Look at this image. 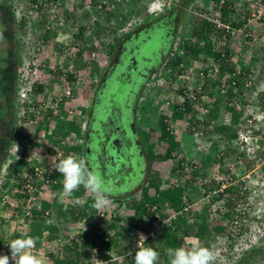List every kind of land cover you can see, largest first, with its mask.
Returning a JSON list of instances; mask_svg holds the SVG:
<instances>
[{"label": "rangeland", "instance_id": "374dc122", "mask_svg": "<svg viewBox=\"0 0 264 264\" xmlns=\"http://www.w3.org/2000/svg\"><path fill=\"white\" fill-rule=\"evenodd\" d=\"M43 1L44 0H42V2ZM88 1L89 0H85V6L88 4ZM187 1L189 2V5L186 9H182V13L179 16V18H183L184 21L181 23V28L178 34L179 36H183L182 38L189 40L192 38L193 28L198 19H207V17H212L213 20L217 21V17H219L218 15H209L202 12L200 13L199 10L201 6H209L212 3V0H125V2L119 3L121 5L123 4L122 7L127 13V16L125 15L126 17L123 18V16L117 15V17L115 18L116 21L113 24L117 28L119 34H122V32L126 30H132L136 27H146L151 23H154V20L156 18H160L161 16L164 17V10H170L174 6L177 8H181V6H183V4ZM236 1L242 2V7L236 9V13L233 14L232 19H242V15H244L246 11L249 10L251 12L249 13L250 16L247 17V22L242 27H240L241 30L237 29L234 31L235 41L232 42L231 47L235 44L237 45V48L233 49L232 57L228 60V63L233 64L236 67L242 65V67H246L247 70L250 69L248 72L249 74H252V84L249 86V88H247V92L242 95V98L240 99V102H238L236 107L242 110L244 114L259 117L261 113L259 112V110H257V108H259V105L262 106V102L264 103V2L262 3L260 2V0ZM77 2V0H51V3H49L50 6L45 8L43 18L40 17V20L37 19L39 23L36 21L37 26H34L37 31H41L42 27H44V32L47 28H51L52 32L50 34V37L54 39V41L64 44L67 43V45H71V47L66 46L67 49H64L62 46L58 49L56 48V46L48 45L41 41L38 46L33 49L34 51L32 53H35L34 56L32 55V58L26 60L25 64L27 66V62L29 61L30 65L33 68L36 67V70H33L32 72L36 71L37 73L30 74V80H32L33 78L36 81L38 79H43L47 84L45 86L46 90L54 87L57 88V86L59 85L62 86L63 75L54 74L56 75V77H53V80H51L49 77V72H51L50 70L53 69L54 71H56L58 64H60V67L63 69L64 60L68 61V64L74 62L78 67V71H80L81 75H89V77L91 76L90 73L94 72V68L98 63L99 72L97 74L95 73V78L90 77V79H88L87 77L83 79V85L81 84V86H79L75 82L76 95L82 97L84 96V89L86 85H89L92 82H95L96 85L100 81V79H102V76L106 70V66L111 61L113 54H107V51L110 52L108 45H101L98 46V49L95 50L84 49L83 52H85L86 61L80 60L78 54L79 50L75 47V45L77 43H81L82 45H84L85 41L82 40V42H79L76 39L72 24L67 22L64 23L62 16L63 14L61 13L60 15V12L66 10L67 8L68 13L72 12L73 4H77ZM44 3L46 2L44 1ZM94 6V3L91 4V10L96 11L94 9ZM86 10L89 9L86 8ZM17 11L19 12L20 9ZM80 14L81 13L79 11H75L76 17L79 18ZM102 18H105V16H102ZM14 22L15 21L13 20L12 16H10L7 7L6 9H4L0 5V214L8 220V223L5 227L7 239L5 243L0 242V254H8L7 252H3V248L5 246L9 247V245L7 244L11 239L16 238V233L18 231L24 232L27 229H31L34 222L33 216L26 217L23 212L24 209L28 208V205L27 202L24 201L22 197H20L22 193L15 195V188L18 184H20L21 186L24 177L23 180H20L16 177H8L10 163L18 157V152H22V154L26 153V167L29 168V170L26 171L30 173L33 166H35V164H38V162L41 160L40 158H44L42 156L49 154L55 159V157L57 156L56 151L63 147L65 149L63 150L64 156L72 155L77 158H82V156L84 155V148L82 146V156L71 153L70 148H74L77 141H79V143L83 145L84 134L86 130L85 125L84 129L82 128L83 136H80L73 130H71L69 124L60 123V121H57L56 119L54 120V118L52 119L54 121H57V123H52L44 117V119H42L43 121H39V123L36 122L35 124H33L35 120L31 122L32 118H29L25 121L28 124L33 125V127L31 128L32 134L34 133L33 143L27 142L28 133H26L25 130L21 132L23 138L20 144H18V139L14 140L15 134L17 133L15 127L16 120H22L21 118V120L18 118V104H16L20 101L18 84L19 80L21 79V72H26L25 69H21L22 66H15L14 62L16 56L13 54V52L10 51V48L11 50H14V48L10 47L9 42H11V40L9 41V38L11 37L8 36L13 32L10 27ZM42 22H44L43 26ZM76 23L77 22H75V24ZM242 32L244 33L243 35H241ZM128 35L129 33L120 35V41L117 43L113 42L114 50L112 52L118 50L120 44L127 38ZM218 35V32L212 34V43H214L213 37ZM146 36L148 35H145V33L144 35L142 34V37ZM247 36L252 37V41H249L251 42L249 43L250 48H246L244 46V42H246ZM170 42V38L167 37V34L166 38H164L163 35L162 37H154V41H152L146 47V49H143L144 51H142V55L139 56V58L141 59V66L143 67L148 63L149 66L151 65L152 67H159L162 61V57L159 55V49L161 48V46L169 49L171 46ZM215 46L217 49H221V47H223L224 45L222 42L218 41ZM156 51L158 52L155 53ZM93 53H98L99 58L92 57ZM173 54H175V47H172L170 56L166 59L170 60V57L172 58ZM143 57L146 58V61H143ZM191 57L193 56L191 55ZM193 58L195 60V65L199 64L200 66H204V63L207 62V60L205 59V54H203L199 59L195 57ZM209 58L211 59L212 57ZM255 58L258 59L255 60ZM11 62H13V64L10 67ZM125 63V66H123V68L119 71V73H117V75H121L120 72H130V64L127 62ZM165 65L166 62L164 61L162 66L160 67L161 70L158 74H155L156 76H153V79L159 75L166 74L169 77L167 84L170 85L172 76H170V73L168 71L169 68H166ZM7 66H9L10 68V72L8 71V75L10 77L12 76L13 71H16V80L14 82L15 84L10 83L9 80L6 79V73L4 69ZM164 67L166 69H163ZM131 72H135V69H133ZM123 75L125 76L127 74L123 73ZM141 81L142 83H144L145 80L143 79ZM151 81L149 82L151 90L149 89V87H147V89H145L144 91V107L146 116L143 118L145 120L142 121L141 126H143V128L148 131L147 134L151 129H155L157 134H161L162 119L165 118V121L166 118H168V121L166 122H169L173 135H175L176 140L180 143L177 151L173 152L175 159L173 161L162 162L156 165V167L150 161V165L147 168L145 177L143 178L142 182L138 184L141 181L138 180L137 184L135 183L133 185L134 188L130 191L129 195L121 198L118 197V199L116 198V196L107 195L106 203L100 206H97L96 204L88 210H85L84 208L85 201L88 200L87 196L83 195L76 201L71 199L70 197H65L62 200L58 197V193H61L62 191L63 176L59 172H55L54 177L56 180H59L60 183H51L48 187L39 188L43 193V199L41 198L42 201H49L52 208L47 210L49 212V215H46L47 211L44 212V221H35V223H37L36 226L42 228L45 238H35L36 243L34 251L44 259L45 264H53L51 254H56L59 252V250L62 251L64 249L63 245L67 242L65 236L59 235H57V237L52 240L53 242H48L49 239L47 237L50 232L48 230L49 226L58 224L62 228V231H70V234L72 235H76L80 230H88L90 228H98L99 230L114 234L117 238V243L115 244L111 252L112 258L114 260L113 263L117 262V264H133L134 255L137 249L139 247L150 246L158 252V263L168 264V251L166 250L167 248L165 247V245L163 246L162 244L163 240H161L162 243H158V241H155L158 232L167 227H171L175 230V228L177 227L176 222L180 217L186 218L188 220V224L193 225V223L196 221V218L193 214L202 213L209 218L220 216L219 212H222L223 210L225 211L226 201L223 197L217 198V196L219 197V195L221 194L219 193L220 189L224 187L222 186L221 181L225 180L224 178H226L229 174L225 173L223 168L230 166V168H232L230 169V171L232 172H234L238 168H241L243 171L242 177L248 176L249 174V178L251 180L250 183H246L245 187L243 179H240L239 185L240 188L242 187V191L244 193H239V191L237 190H234L233 192L237 194V197L235 198V195H233V198L235 199L234 204L232 205L234 208L233 213L231 215V218L225 220L227 232L230 231V234L228 233V235L225 234L222 236L216 235L214 237L208 236L207 238L204 237L206 232L201 236L198 233V230L192 229L190 234L185 237L183 246L189 247L193 245H200L202 242L208 243V248L212 250L214 256L216 257L214 264H264L263 164H261L259 160H243L242 162H238V160L234 158L233 154L231 155V157H229V154L226 153V157L220 158V162H212L209 164V166L205 167V160H207L209 157L208 156L206 158L207 154L210 153L211 157L218 158V155L221 154L219 150L225 151L226 144L223 141L211 138V135L215 134H212V132H210L208 134L209 136L207 137L206 134L204 136H201L199 131H197L198 129L194 133L188 132L186 129L188 127L186 126L189 125V119H183L184 121H180L178 123L179 118H174L171 116L172 110L174 112V109L172 107L174 99L178 93L173 89L171 85L160 88L156 87V85ZM95 85L93 88H91V90H89V97L86 98L84 96L85 98L82 97L84 101H81V99H79L77 102H81H76L77 108L80 109L81 103L82 105L83 103L85 104L87 109L85 115L87 119L91 111L90 104L92 95L94 94ZM24 86L26 88H29L30 85L24 84ZM128 89L129 88L126 89V87L112 82L109 83L106 93L110 91L111 93L118 94L122 90V92H125ZM154 89L156 91H154ZM216 89L217 88L213 86L210 87V90H212L210 91V94L214 98V105L216 104L218 98H222L223 100L226 99L225 96H223L222 93L216 91ZM15 91L18 92L16 95V99L13 100L12 98H15ZM154 92H157V95L154 94ZM105 98L106 97H104V100ZM261 109L264 108L262 107ZM37 120H40V117ZM261 126L264 129V121L263 123H261ZM231 129H238V127H231ZM228 133L230 132L228 131ZM66 137H68L70 140L67 141ZM35 139H41V141L36 143ZM12 140L16 143H12ZM65 140L66 142L63 143V141ZM151 143L153 150H155L154 152H156L157 155L164 154L166 152L165 149L162 148V143L160 140L154 139ZM36 144H38L37 146L39 147L37 152H35L34 150ZM198 146H201V148H198ZM16 147H18V151L16 150ZM205 147L208 148L207 153L203 152V149ZM231 148H234V146H231ZM261 148L264 150V145ZM211 152H213L214 155H211ZM111 155L115 154L112 153ZM31 157L33 159L29 160L28 158ZM134 165H136V163ZM177 165H181V167L177 168L173 172L172 167H176ZM85 167L87 168L86 163ZM154 167L156 168V174L154 173ZM206 168L207 170H205ZM216 168H218V170H216ZM139 169L140 167L134 168L135 171H139ZM157 175H162V177L160 178L162 188H169L174 185L188 186V191L183 198V204L181 206L182 209L176 210L168 204L162 206L157 205V208H155V206L151 207V210L154 211V218L156 223L155 227L149 231L143 228L131 227L130 217L128 216H122L120 221L116 220V217L121 216V209L124 208L126 202L133 198H140L142 195V189L148 186L149 183L152 182ZM123 176L119 178L120 181L121 179L124 180L125 177ZM104 181L106 185L109 186L110 192L114 191L115 193V191L117 192V190L121 192L120 190H122V188L114 190L116 185L115 182L119 181H114V179H104ZM224 182L227 184V181ZM122 191H124V189ZM88 195L90 196V198H93L90 190H88ZM7 196H9V198ZM17 199L21 200V202L19 201V207H12L10 202L16 204L18 201ZM71 206L75 209V211L73 212L74 216L70 217L69 215L68 218L58 216V209L60 207H64V209H67L68 207V211H72ZM2 207H4V209ZM12 208H15L17 210L13 211ZM238 211L240 212L237 213ZM82 212H84V215L82 214ZM77 217L78 219L74 221V218ZM159 217H162L163 221L159 220ZM71 220L76 223L72 224L69 229H65L63 225L64 222ZM36 226L34 227V229H36ZM141 235H143L145 239ZM89 250L92 251V249ZM101 262L102 264H113L110 261L106 262V260L100 259V257H95V260L93 261L94 264H101ZM10 264H12V261H10Z\"/></svg>", "mask_w": 264, "mask_h": 264}, {"label": "trees", "instance_id": "16d2710c", "mask_svg": "<svg viewBox=\"0 0 264 264\" xmlns=\"http://www.w3.org/2000/svg\"><path fill=\"white\" fill-rule=\"evenodd\" d=\"M44 1L46 3H44ZM44 1L42 2V0H0L1 7L4 9H6L7 7L10 16H12L13 20L15 21L10 27L13 32L10 33L8 37H11L9 38V41L11 40V42H9V45L10 47H13L14 50H11L10 48V51L13 52V54L16 56L14 63L15 66L17 67L20 66L23 67V65L26 63V60L34 56L35 53H32L34 51L33 49L36 48L41 41L48 45L56 46V48L58 49L61 48L62 46L64 49H67L66 46L71 47V45H67V43L64 44L61 42L59 43L57 41H54V39L50 37V34L52 32L51 28H47L45 32L43 31L44 27H42L41 31H37L34 28V26H37V22H38L37 19L40 20V17L43 18L45 8L50 6L49 3H51V0H44ZM77 1H78L77 4H73L72 12L68 13L67 11L68 8H67L64 11H61L60 15L61 13L63 14L62 16L64 23L67 22L72 24L75 31L74 35L76 39L79 42H82V40L85 41L84 45H82L81 43H77L75 45V47L79 50L78 54L80 60L86 61L85 52H83L84 49L95 50L98 49L97 47L101 45L103 46L108 45L110 50L109 53H111L114 50L113 42L115 43L119 42L120 35H124L128 33L131 34V32H133L132 30H126L122 32V34H119L117 28L113 24L116 21L115 18L117 17V15L123 16V18L127 16V13L122 7L123 4L121 5L120 3H116L113 0H111L110 3L111 6L104 5V7H102L99 11H93V10H86L85 0H77ZM260 2L263 3L264 0H260ZM212 4L215 7V9L219 11L220 13L219 18L221 22L224 24H230L233 29H238L242 27L247 22V17L250 16L249 13L251 11L248 10L244 15H242V19H235V20L232 19L233 14L236 13V9L242 7V2H237L236 0H212ZM188 5L189 2L187 1L183 4V6H181V8H177L174 6L170 10L167 11L164 10L165 13L164 17L161 16L160 18H156L157 20L155 19V21L158 23L163 22L162 25L165 26V28L168 27L167 28L168 31H170V29L172 30L171 31L172 34L167 35L171 39L170 40L171 46L169 49H171L172 46L176 48V46L179 45L181 48L187 51L189 55H192L197 59L201 58L202 55L205 54L206 60L209 57L215 58L216 61L220 60L222 71L225 70H229L231 72L234 71L236 66L228 63V60L231 59L232 57L233 49L237 48V45L235 44L231 47L232 42L235 41L234 32L232 30L230 32H226V30L221 26L218 25L215 26L214 24L210 23L207 19L200 18L198 19V21L196 22L193 28L191 39L186 40L182 38L183 36H179L178 32L180 31L181 23L184 21L183 18L181 19L179 18V16L182 13V9L183 10L186 9ZM19 9L20 11L18 12L17 10ZM75 11H79L81 13L79 17L80 19L75 16ZM102 16H105V18H102ZM71 18H72V22H71ZM75 22L77 23L75 24ZM43 24L44 22H42V26ZM215 32L219 33L218 41L222 42L224 45L223 47H221V49L220 48L217 49L216 46L213 45L212 43V39H211L212 34ZM243 34L244 33L242 32L241 35ZM249 41H252V37L247 36L246 42H244V46L246 48H250L249 43L251 42ZM169 49H166L164 46H161V48L159 49V53L162 52L163 54H166L167 52H169ZM223 53H225V57L222 56ZM222 57L224 58V60ZM257 59L258 58H255V60ZM180 61L181 59L177 57V58H172L170 60L168 59L166 62L165 67L169 68L168 71L170 73V76H172L171 77L172 81L173 80L176 81L177 74H180L182 72V69H180L179 67ZM12 64L13 62H11L10 67L12 66ZM63 64H64L63 69L60 67V64H58L56 71H54V69L50 70L51 72H49V77L51 80H53V77H56V75L54 74L61 75L63 71L69 70L70 73L68 75V78L71 81L76 82L79 86H81L83 79L87 77L88 79H90V77L95 78V73L97 74L99 72L98 63L94 68V72L90 73L91 75L90 77L89 75H85V76L81 75L80 71H78V67L74 62L68 64V61L64 60ZM165 67L163 69H166ZM9 70H10L9 66L5 67L4 69L6 73L5 74L6 79L9 80L10 83H14L16 80L15 77L16 71H13L12 76L10 77L8 75ZM243 70H245V72H248L250 69L247 70L246 67H243ZM46 85L47 84L43 79L42 80L38 79L34 84L35 90L30 92V97L32 98L30 104L29 101L27 100L25 101V104L29 106H33L34 108L40 107L47 98L45 92ZM94 85L95 82L86 85L84 89V96L86 98L89 97V90H91V88H93ZM239 85L240 86L242 85L243 87V83L241 80L239 81ZM204 89L206 91L207 90L209 91L210 86L205 85ZM17 92L15 91L14 94L15 98L13 97L12 98L13 100L16 99ZM154 94L157 95V92L156 93L154 92ZM84 96L82 97L85 98ZM228 96H232V94L229 92ZM185 104L187 105V114H192L193 111L191 107V100L187 99V102ZM180 105H181V101L178 98V96H176L172 106L174 109V113L172 117L184 119L186 113L184 110L182 111ZM235 105L232 101H227V100H223L222 98H218L214 109H212L211 117L209 119L210 121L209 120L203 121L204 124H207L208 126L212 124V121H216V124L214 123V127L212 129V134L215 133L217 135V139L219 141H223L226 144L225 151L227 154H229V157H231L232 154L234 156L236 152V149L231 148V146L234 138L237 135L236 134L237 129L233 130L231 129V127H233V125L239 124L241 120L240 118L242 116L241 110ZM262 107L264 108L263 102H262ZM81 109L82 112L85 114L87 109L84 103L81 106ZM27 111L30 118L35 120L33 124H35L36 122L39 123V121L40 122L43 121L42 119H44V117L48 119V117H51L53 115L52 109H48L46 112L42 110L39 115L35 113V110L30 111V109L29 110L27 109ZM39 117L40 120H37ZM164 119H162L161 134H157L155 129H151L148 134H145L146 140L149 142H152V140L154 139L160 140L162 143V148L165 149L166 151L164 154H159V155L154 154L152 151L150 152L151 162L152 164H154L155 167L156 165L162 162L173 161L175 159L173 152L177 151V149L180 146V143L176 140L175 135H173L171 131L169 122H166V120L164 121ZM25 120L26 119H23V121L16 120L15 123L17 133L15 134L14 140L18 139V144H20L22 141L23 136L21 132L23 130H25L26 133H28L27 142L33 143L34 140V133L32 134L31 132V128L33 127V125L28 124ZM200 120H202L201 110L198 109L194 112V116L190 118L189 120L190 124L186 126L188 127L186 128L187 131L190 133L196 132V130L198 129V122ZM70 127L71 130H73L75 133H77L80 136H83V130L82 128H80L81 126L76 125V123H71ZM228 131L230 133H228ZM256 133L260 134L261 129L256 130ZM12 143H16V142L12 140ZM259 144H261L262 147L264 145V139H261ZM81 146H82L81 143L77 141L74 148H70V152L78 156H82L83 152ZM203 152L207 153L208 148L205 147L203 149ZM83 157L84 156H82V158ZM207 157L208 159L205 160L204 163L205 167L209 166V164L212 162L221 161L219 156L218 158H213L210 156V153L207 154L206 158ZM260 159L264 160L263 149L260 150ZM26 165H27V154L24 153L10 163L8 177H16L20 180H23L26 170L27 171L29 170V168H27ZM179 167H181V165L172 167V171L174 172ZM205 170H207V168ZM262 170L264 171V166ZM154 173L156 174V168ZM130 174H132L133 176L130 175L129 178L131 179L132 177L134 178L132 180V186L135 183L137 184L138 180L140 181L142 179L138 176V173H135L132 170ZM161 177L162 175H157L156 178H154V180L150 182L148 186L144 187L142 189V195L140 198L138 199L133 198L127 201L124 208L121 209V216L116 217L117 218L116 220L120 221L122 216H128L130 217L131 227L143 228L149 231L155 227V223H156L154 218V211L151 210V207L168 204L176 210L182 209L181 206L183 204V198L185 197V194L188 191V186L174 185L169 188H162L160 183ZM122 189H127V187L125 186ZM83 195L88 197V200L85 201V206H84L85 210L91 209L93 206L96 205L95 200L93 198H90V196L88 195V190L85 189L83 186H81L78 190H76L70 196V198L76 201L79 197ZM233 195H235L234 198L237 197V194L233 193L231 188H227L224 193H221L219 197L217 196V198L223 197L224 200L226 201L225 211L223 210L222 212H219L220 216L209 218L208 216L202 213H196L193 214L194 217L196 218L195 219L196 221L193 223V225L188 224V220L186 218L180 217L179 220L176 222L177 230L176 228L174 230L171 227L164 228L158 232L155 241H158V243H160L161 240H163V243L162 242L161 243L163 244V246L165 245V247L167 248L166 250L168 251L170 248L183 246L185 237L190 234L192 229L198 230V233L201 236L203 235V233L206 232L204 237L207 238L208 236L214 237L216 235L222 236L225 234L228 235V233L230 234V231L227 232V226L225 225V220L231 218V215L233 213L234 208L232 205L234 204V200H235L233 198ZM2 208L4 209V207ZM50 208H52L51 203L47 200H44L42 203V208L33 211L32 216L34 222L32 228L25 230L24 233H27L34 238H45L42 228L36 226L37 223H35V221L38 222L44 221L45 220L44 212H46ZM71 209L72 211H68V207L67 209H64V207H60L58 209L59 211L58 216L59 217L63 216L66 218H68L69 215L70 217L74 216L73 212L75 211V209L72 206ZM12 210L16 211L17 209L12 208ZM82 214L84 215V212H82ZM76 219H78V217L74 218V221H76ZM7 223L8 220L4 218L3 215L0 214L1 243H5L7 239V235L5 232V227ZM74 223L76 222H73L71 220L64 222L63 225L65 229H69ZM35 226L36 229H34ZM48 230L50 231L47 237L49 239L48 242H53L52 240H54V238H56L57 235L65 236L67 241L66 246L62 251L59 250L58 253L51 254L53 264H94L93 261L95 260V257H100V259L107 260L112 263L114 261L111 254L115 244L117 243V238L114 234H110L107 231L99 230L98 228H90L88 230H80L76 235L75 234L72 235L70 234L71 233L70 231H65V230L62 231V228L58 224L49 226ZM20 233L22 232L18 231L16 233V236H18ZM198 246L208 247V243L202 242ZM89 249H92V251H90ZM113 264H117V262H114ZM121 264H126V263H121ZM157 264L159 263L157 262Z\"/></svg>", "mask_w": 264, "mask_h": 264}, {"label": "built area", "instance_id": "2783aa9c", "mask_svg": "<svg viewBox=\"0 0 264 264\" xmlns=\"http://www.w3.org/2000/svg\"><path fill=\"white\" fill-rule=\"evenodd\" d=\"M116 3H122L125 2V0H113ZM94 3V9L95 10H100L104 5L111 6V0H97V3L95 0H89L88 4L85 6L89 10H91V4ZM209 9V10H208ZM200 13H207L209 15H220L219 11L215 9L213 4L211 3L209 6L204 5L199 8ZM210 23L214 24L215 26H221L226 30V32H230L231 30L234 32L237 29H233L230 24H224L221 22L220 18L217 17V21L213 20L212 17H207ZM241 30V28H238ZM217 35V34H216ZM218 36L213 37V45L218 43ZM185 39V38H184ZM187 51H185L183 48H181L179 45L176 46L175 48V54H173L172 58H177L179 57L181 59L179 63L180 69H182V72L180 74H177V79L176 81L171 80V86L173 89L178 93L177 96L181 101V109L182 111H185V118L184 119H189L194 116V112L196 110H201V118L198 122V130L201 136H204L206 134V137L209 136L208 134L212 132V129L214 127V123L216 124V121H212V124L208 126L207 124H204L203 121H208L211 117L212 109H214V98L210 94V91L212 90H205L204 86H213L216 89V91L220 92L225 96V100L227 101H232L234 105L238 104L240 102V99L242 98V95H244L247 92V88L252 84V74H249L243 70L242 65L238 66L235 68L234 71H229L221 70V61L218 60L216 61L215 58H208L207 62H205L204 66L195 65V60L191 55H187ZM225 57V53L222 55ZM92 57L94 58H99V55L96 53H93ZM222 57V58H223ZM222 60V59H221ZM224 60V58H223ZM35 63V62H34ZM199 67V68H197ZM25 69L26 72H21V79L19 80V86H18V91L20 93V101L18 104V118L20 119H29L30 116L28 115L27 109L30 111L35 110V113L37 115L40 114L42 110L45 112L48 109L53 110V115L51 117H48V120L51 121L52 123H57V121H60V123H65V124H71V123H76L77 125L81 126V128L84 129V126L87 123V117L86 115L82 112V109L77 108L76 102L78 101V96L76 95V88L75 85L76 83L71 81L68 78V75L70 73L69 70L63 71L62 75V86L59 85L57 88H51V89H46V95L47 98L45 101L42 103L40 107L34 108L33 106H29L25 104V101H29V104L32 100V98L29 95V92H32L35 90L34 84L36 80L33 78L30 80V74L37 73L32 72L33 70H36V67H32L30 65V62H27L26 64L21 68ZM25 73V74H24ZM249 77V78H248ZM243 79V80H242ZM169 77L165 75H159L157 76L153 84H155L157 87H167L170 86L168 83ZM242 81V85H239V81ZM25 85H30L29 88H26ZM152 84V85H153ZM231 93L232 96H228V93ZM187 99L191 100V107H192V114H187V105L185 104L187 102ZM205 105V106H202ZM235 105V106H236ZM250 105V104H248ZM259 112L261 113L258 116H250L248 114L243 113L242 117L240 118L239 124L233 125L234 128H237L236 131V137L234 138L232 142V146L236 149L234 158L238 160V162H242L243 160H256L263 164L264 166V160L260 159V150L261 144H259L261 139H264V129L261 126V123H263L264 119V109H261L262 106L259 105ZM171 115H173V110L171 112ZM262 117V118H261ZM56 119L57 121H54ZM20 119V120H21ZM180 121L179 120L178 123ZM210 121V120H209ZM33 122V119L31 120ZM255 122V123H254ZM219 123V121H218ZM190 124V121H189ZM56 125V124H55ZM243 125V126H242ZM236 126V127H235ZM261 133L257 134L256 130H260ZM211 138L217 139V135H211ZM70 137V136H68ZM66 137V140L69 141L70 139ZM63 141V143L66 142ZM41 139H35V142H40ZM38 144L35 145L34 150L35 152L38 151L39 147L37 146ZM18 147H16L17 150ZM198 148H201V146H198ZM64 147L61 149H58L56 151V157L55 159L53 156L46 154L45 156H42L44 158H40L41 160L38 162V164H35L33 168L31 169L30 173L26 171L24 175V180L22 181V184L17 185L15 188V195H18L19 193H22L20 197L24 201L27 202L28 208L24 209L23 212L26 217H32L33 211L37 209H41L42 207V192L41 189L39 188H44L48 187L51 183L58 184L60 183L59 180H56L54 177V173L57 172L55 171V164L59 161V159L65 157L63 155L64 153ZM18 151V150H17ZM221 154L218 156L220 158H225L226 157V152L223 150H219ZM18 157L22 155V152H18ZM211 155H214L213 152H211ZM29 160H32L33 158H28ZM58 159V160H57ZM230 165V164H228ZM224 172L229 173L225 180L221 181L222 186H224L222 189H220L219 193L225 192L227 188H231V190L234 192V190L239 191V193H244L242 191V187L240 188V179H243L244 185L246 187V183H250L251 180L248 176H243V171L241 168H238L234 172L230 171V166L224 167ZM218 170V168H216ZM251 174V173H250ZM247 177V178H245ZM227 181V184L224 182ZM237 183V184H236ZM241 189V190H240ZM246 189V188H245ZM41 195V196H40ZM9 198V196H7ZM6 198V197H5ZM42 198V199H41ZM18 200V199H17ZM21 200H18L16 204L10 202L12 207H19ZM157 208V206H155ZM237 209V208H236ZM238 211L237 213H239ZM236 213V214H237ZM46 215H49V212H46ZM176 216V215H175ZM159 220L163 221L162 217H159ZM66 243L63 245L65 248ZM3 252H7L10 254V247L5 246L3 248ZM106 262H108L106 260Z\"/></svg>", "mask_w": 264, "mask_h": 264}, {"label": "flooded vegetation", "instance_id": "af4514ba", "mask_svg": "<svg viewBox=\"0 0 264 264\" xmlns=\"http://www.w3.org/2000/svg\"><path fill=\"white\" fill-rule=\"evenodd\" d=\"M162 23L155 21L146 27L132 29L133 32L120 44L118 50L111 52L113 54L111 61L106 66L102 79L95 85L92 95L91 111L87 119L82 145L84 161L88 170L99 174L103 179L119 181L115 182L114 190L127 187L124 191L120 190L121 192L117 190L115 193L114 191L108 193V195L116 196L117 199L129 195L134 188L132 186L134 178L131 180L129 178L132 175L130 174L131 170L134 172V168L140 167L141 170L135 171L142 178L138 183L140 184L150 165V152L156 154L152 143L146 140L145 134L148 131L141 126L142 121L145 120L143 118L146 116L144 91L153 76L159 73V68L165 59L169 58L172 48L166 54L160 53L162 61L159 67L149 66L148 63L142 67L139 56L142 55L143 49H146L154 41V37L164 35L166 38V34H172V30L170 29L168 33V27L165 28ZM144 33L148 36L142 37ZM167 37L169 38V36ZM143 61H146V58ZM125 62L130 64V72H120L121 75H117L125 66ZM133 69L135 72H131ZM123 73L128 76H124ZM143 79L144 83L141 81ZM112 82L129 89L125 92L122 90L118 94L110 91L106 93L109 83ZM104 97H106L105 100ZM112 153L115 155H111ZM135 163L136 165H134ZM121 176L125 178L120 181Z\"/></svg>", "mask_w": 264, "mask_h": 264}, {"label": "clouds", "instance_id": "9594fccd", "mask_svg": "<svg viewBox=\"0 0 264 264\" xmlns=\"http://www.w3.org/2000/svg\"><path fill=\"white\" fill-rule=\"evenodd\" d=\"M95 1L97 3V0ZM107 54H109L108 51ZM79 99L83 100L78 96ZM55 171L63 176L62 191L58 193L61 200L70 197L83 186L90 190L97 206L106 203V197L110 192L109 186L99 174L85 167L83 158L67 155L55 164ZM35 243L34 237L24 232L20 233L7 244L10 247V254H0V264H10V261L12 264H45L44 259L34 251ZM168 258V264H214L216 259L210 248L198 245L170 248ZM157 262L158 252L153 247H139L135 252L133 264H157Z\"/></svg>", "mask_w": 264, "mask_h": 264}, {"label": "crops", "instance_id": "0c3cea01", "mask_svg": "<svg viewBox=\"0 0 264 264\" xmlns=\"http://www.w3.org/2000/svg\"><path fill=\"white\" fill-rule=\"evenodd\" d=\"M149 87V89L151 90V87L150 86H148Z\"/></svg>", "mask_w": 264, "mask_h": 264}]
</instances>
